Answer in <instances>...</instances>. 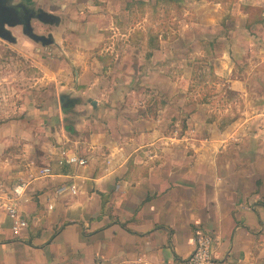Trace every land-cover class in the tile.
I'll list each match as a JSON object with an SVG mask.
<instances>
[{
    "label": "crops",
    "instance_id": "crops-1",
    "mask_svg": "<svg viewBox=\"0 0 264 264\" xmlns=\"http://www.w3.org/2000/svg\"><path fill=\"white\" fill-rule=\"evenodd\" d=\"M237 1L252 39L223 42L259 51L218 56L226 89L198 110L86 86V62L72 108L0 73V189L24 186L0 210V264H186L198 233L217 264H264V0Z\"/></svg>",
    "mask_w": 264,
    "mask_h": 264
},
{
    "label": "rangeland",
    "instance_id": "rangeland-1",
    "mask_svg": "<svg viewBox=\"0 0 264 264\" xmlns=\"http://www.w3.org/2000/svg\"><path fill=\"white\" fill-rule=\"evenodd\" d=\"M32 1L45 12L49 6L55 8L52 14L59 18L58 25L31 23L35 34L51 35L54 44L42 47L18 28L11 30L15 44L0 40V73L17 72L20 91L28 87L39 97L47 90L56 104L58 96L70 99L76 88L83 86L77 83L76 70L86 62L90 68L82 81L86 86L94 82L95 87L140 90L146 95L145 101L140 98L147 101L145 105L153 104L149 111L156 103L198 110L204 101H216L218 91L226 89L214 74L219 70L218 56H255L253 62L259 51L254 46L243 53V49H230L223 42L240 34L252 39L236 29L243 20L237 0L168 4L160 0ZM126 5H130L131 18L124 12ZM71 104L66 107L72 108ZM163 114L172 115L170 110Z\"/></svg>",
    "mask_w": 264,
    "mask_h": 264
},
{
    "label": "water",
    "instance_id": "water-1",
    "mask_svg": "<svg viewBox=\"0 0 264 264\" xmlns=\"http://www.w3.org/2000/svg\"><path fill=\"white\" fill-rule=\"evenodd\" d=\"M13 0H0V40L5 41L10 44H15L16 40L11 33V29L15 26L20 25L19 23V10L12 7L7 6V2H12ZM42 17L43 22L48 23L49 25L56 24L58 22V18L43 14ZM24 36H27L28 39L33 41L36 44H40L42 47L50 46L54 44V39L51 35H39L35 34L30 27L29 24L26 23L24 26L23 31ZM59 105L60 108L66 107L67 103L69 102L65 96H59Z\"/></svg>",
    "mask_w": 264,
    "mask_h": 264
},
{
    "label": "built area",
    "instance_id": "built-area-1",
    "mask_svg": "<svg viewBox=\"0 0 264 264\" xmlns=\"http://www.w3.org/2000/svg\"><path fill=\"white\" fill-rule=\"evenodd\" d=\"M70 163H77L83 165V161L71 158ZM49 170H42V174H48ZM23 185L16 186L11 193H6L0 189V210L5 211L13 217L16 213V202L23 194ZM24 224L20 223V227ZM17 228L15 227V230ZM214 241L203 233H198L195 241V249L192 255L187 259L186 264H217L214 261Z\"/></svg>",
    "mask_w": 264,
    "mask_h": 264
},
{
    "label": "flooded vegetation",
    "instance_id": "flooded-vegetation-1",
    "mask_svg": "<svg viewBox=\"0 0 264 264\" xmlns=\"http://www.w3.org/2000/svg\"><path fill=\"white\" fill-rule=\"evenodd\" d=\"M7 6H12L16 9L19 10V23L20 25L15 26L13 28H10L11 30L14 29H19L20 33L24 36L23 31H24V26L27 24L31 26L32 22H37L41 25H49L46 22H43L42 17L44 16L43 14H48L52 11H55V8L48 7V12H45L41 7L35 5V3L32 0H13L12 2H7ZM33 30V29H32ZM27 38V36H25Z\"/></svg>",
    "mask_w": 264,
    "mask_h": 264
},
{
    "label": "trees",
    "instance_id": "trees-1",
    "mask_svg": "<svg viewBox=\"0 0 264 264\" xmlns=\"http://www.w3.org/2000/svg\"><path fill=\"white\" fill-rule=\"evenodd\" d=\"M160 1L165 2L167 4L168 3H179V1H177V0H160ZM138 5H139V3H138ZM140 5H141V3H140ZM129 7H130V5L127 6V8H129Z\"/></svg>",
    "mask_w": 264,
    "mask_h": 264
}]
</instances>
